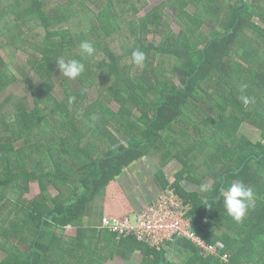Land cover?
<instances>
[{"label": "trees", "instance_id": "1", "mask_svg": "<svg viewBox=\"0 0 264 264\" xmlns=\"http://www.w3.org/2000/svg\"><path fill=\"white\" fill-rule=\"evenodd\" d=\"M141 1L0 0L1 92L15 79L1 57L5 49H13L21 76L30 79L27 64L21 67L16 57L19 50L40 80L32 105L14 107L22 112L24 129L31 130L40 117L64 126L46 141L38 133L23 136L8 112L0 113V250L5 255L0 264H90L116 254L129 258L132 250L145 251L153 264H264V0H161L143 8L147 21L136 23L133 35L125 37L131 24L125 16L135 15ZM8 17L14 25L5 32ZM193 17L195 25L189 21ZM85 40L93 44V56L82 53ZM136 49L146 54L142 66L132 61ZM60 58L79 60L85 71L74 80L60 76ZM236 61L256 76L235 68ZM178 77L182 82L174 85ZM119 79L135 84L146 102L116 89ZM69 97L75 100L69 103ZM101 100L116 103V112L108 116ZM182 118L184 141L170 142L171 123ZM245 124L258 129L260 139L240 134ZM158 143L182 163L184 179L214 184L209 193L177 190L189 206L193 229L218 244L217 255L199 253L187 238L156 250L108 228L79 226L75 237L64 235L108 179ZM34 182L40 194L22 198ZM234 182L251 186L256 195L242 222L226 214L220 194ZM51 186L56 195L49 194ZM13 188L21 193L17 200L8 198Z\"/></svg>", "mask_w": 264, "mask_h": 264}, {"label": "rangeland", "instance_id": "2", "mask_svg": "<svg viewBox=\"0 0 264 264\" xmlns=\"http://www.w3.org/2000/svg\"><path fill=\"white\" fill-rule=\"evenodd\" d=\"M159 1L161 0H142L141 1V7L138 5L137 7L140 9L137 11L134 10L135 15H127L125 16V18H129V20L131 21L130 26L126 27V29L123 30V34L125 37H131V35H133V32L136 31V23L138 22H146L147 18L145 16V9H143L144 7H153L155 6ZM203 9L205 12L214 15L215 17H219V12L216 11L215 9H210L207 7H203L201 8ZM91 16H94L95 11L92 9V7L89 6L88 8ZM26 17V16H24ZM11 17L6 18V20L3 22V25L6 26L4 27L5 32L8 31L7 28H11L13 27L14 23L13 21L10 19ZM190 23L192 25H195L196 23H198V20L193 17L190 20ZM258 23H261L259 20H257ZM263 24V23H262ZM176 29V26H175ZM176 30H179L178 28ZM151 36V35H150ZM39 42H42L41 39L38 40ZM38 42V43H39ZM13 49L11 50H7L5 49L2 54L1 57L5 58V62L6 64L9 66V68L11 69V71L13 72V76H14V81H12L9 85L6 84L5 87L3 88V91L1 92L2 88H0V113L2 111L4 112H8L9 115V121H14L16 128H21L22 129V133L23 136H29L32 135L33 133H38L41 138H43L44 140L48 141V140H53L55 139V137L59 136L62 133V130L64 129L63 124L59 125V124H52L51 122H49L46 118L44 117H40L39 119H37L35 121V124L33 126V128L31 130H27L24 129L25 127H23V123H24V118L22 117V112L16 110L17 108H14L17 104H20L19 106H23V107H27L29 105H32L33 103V91L35 90V93L39 90L38 88L35 89V86L39 83V78L38 75L35 74V72L33 71V69L31 68V64L29 61V57L28 55L24 54L23 52L16 50V57L18 58V61H21L22 63H26L27 64V69H29V72H31L30 74V79L26 80L24 79L23 75L21 76V71L18 69V66L16 64V60L15 55H13ZM31 60V59H30ZM234 67L241 70L242 72H247L252 74L254 77L256 76V72L251 69L249 66L242 64L240 61H236L234 63ZM121 68V63L120 61H117L114 64V72L118 75V69ZM23 78V79H22ZM182 79L181 78H177L175 80V84L174 85H179L181 84ZM115 88L121 91L126 92L127 94H130L134 97H136L138 100L141 101V103H145L146 100L139 96L137 93V89H136V85L133 84L131 81H124L122 79H119L118 83H115ZM261 87V83L260 82H256L254 84V90L258 91L259 88ZM25 90V92H24ZM2 93V94H1ZM55 93H58V91L56 90ZM38 94V93H37ZM149 96L153 99H156L157 96L154 93H150ZM20 98H22L23 100H20ZM61 99V98H60ZM102 102H96V103H102L100 104L102 106V110L107 111L108 112V116L113 115L116 112L117 106H115L114 104L116 103H105L103 100H101ZM186 121L182 118L180 120H176L174 122H172V130H170V134H171V139L170 142H178V140H180L181 138V143L184 141L183 137H184V132L186 131ZM8 133V132H7ZM240 134H244L247 135L249 138H251L252 140H258L260 139V131L258 129H256L255 127L245 124L240 128L239 131ZM18 146V145H16ZM165 146V144H164ZM166 147V146H165ZM176 147V146H175ZM166 148H169L166 147ZM49 194L51 195H56L58 193V191L53 188L52 186L48 189ZM40 194V186L38 183H32L31 186L29 187V190L23 195L22 198L26 199V200H30L33 199L35 196ZM21 196V193L18 189L13 188L10 190V194H8V198L13 199V200H17L19 197ZM85 223L87 222V219H85ZM54 229V228H53ZM52 229V230H53ZM71 228L68 227L65 231L68 232L69 234H72L73 231L70 230ZM67 233V235H69ZM1 249V248H0ZM148 255L145 252H141V250H138V252H134L133 254L131 253L130 255V260L132 259L133 261H131L132 263L130 264H153L152 262H150L149 260L147 262H143L142 257ZM4 252L2 250H0V261L4 258ZM133 257V258H132ZM170 259L176 263H179L180 258L175 256V255H169ZM99 258V257H98ZM96 258V259H98ZM116 261H118V264H129L127 262L124 261V258H122L120 255L116 254L114 257ZM99 260V259H98ZM90 264H98L97 261H91Z\"/></svg>", "mask_w": 264, "mask_h": 264}, {"label": "crops", "instance_id": "3", "mask_svg": "<svg viewBox=\"0 0 264 264\" xmlns=\"http://www.w3.org/2000/svg\"><path fill=\"white\" fill-rule=\"evenodd\" d=\"M15 62L17 64V61ZM19 64L24 67L21 61H19ZM95 99L93 98V100ZM20 100L23 99L20 98ZM182 169V163L169 148L161 143L151 145L142 157L124 167L118 175L108 179L103 193L87 206L80 221L77 224H69L65 227V230L70 227L73 233L69 234L65 231L64 235L68 233L67 236L75 237L79 226L100 231L105 217L128 216L134 218L145 205L153 202L168 187L175 185L181 191V189L186 190L188 185H195L181 176ZM204 182H207V180H204ZM179 183L182 185L178 186ZM85 219H87L86 223ZM134 252L136 253L138 250L131 251L132 254ZM141 252L145 251L141 250ZM120 256L124 258L122 255ZM142 259L143 262L148 261L144 255ZM94 260L98 264H118V261L112 257L103 262L98 259H91V261ZM124 261L130 264L133 260L124 258Z\"/></svg>", "mask_w": 264, "mask_h": 264}, {"label": "built area", "instance_id": "4", "mask_svg": "<svg viewBox=\"0 0 264 264\" xmlns=\"http://www.w3.org/2000/svg\"><path fill=\"white\" fill-rule=\"evenodd\" d=\"M188 211V204L173 185L145 205L134 218L105 217L101 228H108L120 236L134 235L139 242L156 250L164 249L167 241L187 238L197 246L199 253L217 255L218 244H210L196 233Z\"/></svg>", "mask_w": 264, "mask_h": 264}, {"label": "clouds", "instance_id": "5", "mask_svg": "<svg viewBox=\"0 0 264 264\" xmlns=\"http://www.w3.org/2000/svg\"><path fill=\"white\" fill-rule=\"evenodd\" d=\"M80 49L87 56H93L95 53L93 44L86 40L80 43ZM145 60L146 54L143 51L136 49L132 52V61L136 66H142ZM56 64L60 70V76L70 80L76 79L85 71L84 63L76 59L65 60L64 58H60ZM241 99L243 103H249L248 97H241ZM74 100L75 97H69V103H72ZM186 190L209 193L214 190V184L212 182H204L198 186L188 185ZM220 194L224 211L235 222H242L249 209L255 206L256 195L254 189L243 182L231 183L226 189H221Z\"/></svg>", "mask_w": 264, "mask_h": 264}]
</instances>
